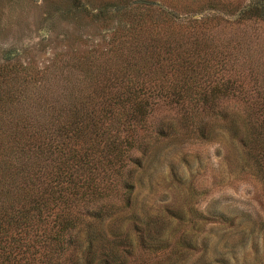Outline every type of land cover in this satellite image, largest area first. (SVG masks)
<instances>
[{"label": "rangeland", "instance_id": "1", "mask_svg": "<svg viewBox=\"0 0 264 264\" xmlns=\"http://www.w3.org/2000/svg\"><path fill=\"white\" fill-rule=\"evenodd\" d=\"M0 264H264V0H0Z\"/></svg>", "mask_w": 264, "mask_h": 264}]
</instances>
